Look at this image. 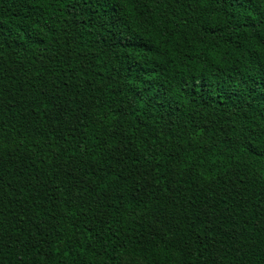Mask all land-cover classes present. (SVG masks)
Listing matches in <instances>:
<instances>
[{
  "label": "trees",
  "instance_id": "obj_1",
  "mask_svg": "<svg viewBox=\"0 0 264 264\" xmlns=\"http://www.w3.org/2000/svg\"><path fill=\"white\" fill-rule=\"evenodd\" d=\"M0 264H264V0H0Z\"/></svg>",
  "mask_w": 264,
  "mask_h": 264
}]
</instances>
